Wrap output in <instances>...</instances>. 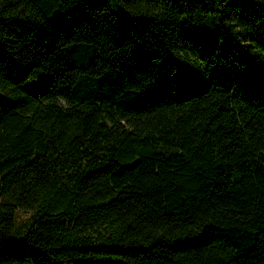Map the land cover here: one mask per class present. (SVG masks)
Instances as JSON below:
<instances>
[{"label": "trees", "instance_id": "obj_1", "mask_svg": "<svg viewBox=\"0 0 264 264\" xmlns=\"http://www.w3.org/2000/svg\"><path fill=\"white\" fill-rule=\"evenodd\" d=\"M0 264H264V0H0Z\"/></svg>", "mask_w": 264, "mask_h": 264}, {"label": "rangeland", "instance_id": "obj_2", "mask_svg": "<svg viewBox=\"0 0 264 264\" xmlns=\"http://www.w3.org/2000/svg\"><path fill=\"white\" fill-rule=\"evenodd\" d=\"M28 212L27 210L25 209H19L18 210V218H24L28 215Z\"/></svg>", "mask_w": 264, "mask_h": 264}]
</instances>
